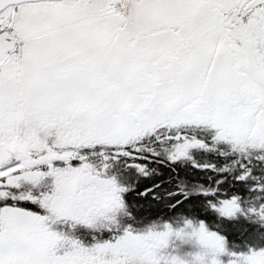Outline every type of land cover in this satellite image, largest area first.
<instances>
[{"label":"snow or ice","instance_id":"obj_1","mask_svg":"<svg viewBox=\"0 0 264 264\" xmlns=\"http://www.w3.org/2000/svg\"><path fill=\"white\" fill-rule=\"evenodd\" d=\"M240 217L264 226V0H0V264H264Z\"/></svg>","mask_w":264,"mask_h":264},{"label":"rangeland","instance_id":"obj_2","mask_svg":"<svg viewBox=\"0 0 264 264\" xmlns=\"http://www.w3.org/2000/svg\"><path fill=\"white\" fill-rule=\"evenodd\" d=\"M150 167L153 170H151L150 174L146 177L145 176H138L134 170H130L128 173H126V175L129 178V182H131L133 180L136 182V184H137L136 191H139L140 185L144 183V180L142 178L145 177L148 181V184H150V181L153 180V177L155 178L156 175L162 174V172H163V169L158 164L155 166L152 165ZM173 182L175 183V181H173ZM171 187H172V184L167 185V188H171ZM126 199L128 200L130 205L134 204L133 207H136V211L134 213L138 212L141 209L148 207L146 204H142V206H139V203H138V205H136V203L138 202V198L136 196H134L131 192L126 194ZM164 199H165V196L161 197V199L159 201H154L157 203V204H155L156 210H153V212H152V213H154V215L157 213L158 206L163 205ZM190 199H201V197H199V196L190 197ZM148 202H146V203L148 204ZM151 202H153V201H151ZM152 205L154 206V204H152ZM222 224H223V227H224L226 234L228 236L229 247H231L234 243L238 244L241 249H245L246 246H255V247L264 246V226H261L258 223H255V222H252L248 219H245L244 217H240L239 219L230 220V221L229 220H222ZM71 234L76 236L77 238L81 239L84 243L91 242L92 233L89 229H87L85 227L77 226L74 230L71 231ZM97 235H99V233H97ZM103 235L106 238L108 236V233L104 232Z\"/></svg>","mask_w":264,"mask_h":264},{"label":"flooded vegetation","instance_id":"obj_3","mask_svg":"<svg viewBox=\"0 0 264 264\" xmlns=\"http://www.w3.org/2000/svg\"><path fill=\"white\" fill-rule=\"evenodd\" d=\"M189 132H190V134H195L198 137H201L205 140H209V138L214 134V130L208 129V128L203 127V126L195 128V129H189ZM219 147L223 148L225 146L220 145ZM192 156L198 163L222 162V159H223L222 157L219 156L218 150H216V151H204V150L194 149L192 151ZM159 166L163 169V172H162V174L156 175L155 178L153 177V180L150 181V184L155 183L159 180H163L166 176H168L170 174V168H166L163 165H159ZM174 167L178 170V172L181 176L185 177L190 182H195V181L207 182V175L211 174L206 169L200 170V169L193 168L192 162L190 160H184L183 162H177L174 165ZM161 187H163V185ZM157 191H160V190L157 189ZM161 193H162V191L160 192V194Z\"/></svg>","mask_w":264,"mask_h":264},{"label":"trees","instance_id":"obj_4","mask_svg":"<svg viewBox=\"0 0 264 264\" xmlns=\"http://www.w3.org/2000/svg\"><path fill=\"white\" fill-rule=\"evenodd\" d=\"M143 180H144V183L143 184H141L140 185V189H142L143 187H145V186H148V185H150V184H148V181H147V179L144 177V178H142ZM160 196L161 197H164L165 195H164V192H162L161 194H160ZM149 201V202H148ZM151 201H153V202H151ZM154 201H156V200H149V199H147V198H144V199H140V198H138V202L136 203V205H138V203H139V206H142V204H146L148 207H146V208H144V209H141V210H139L138 212H136V213H134L135 211H136V207H133L132 208V211H133V213H134V215H135V217L137 218V220H140V219H142L143 218V220L144 221H147L148 219H150L151 217H155L156 215H158L161 211H164L165 209H163V205L162 206H160L159 204V206H158V209H157V213L154 215V213H152L153 212V210H156L155 208V204H157L156 202H154ZM146 202H148V204L146 203ZM132 204V203H131ZM151 204V205H150ZM152 204H154V206L152 205ZM160 210V211H159ZM143 212V213H142ZM153 214V215H152Z\"/></svg>","mask_w":264,"mask_h":264}]
</instances>
